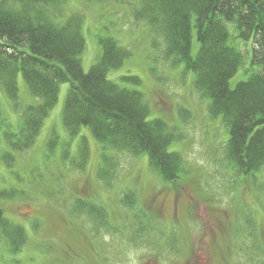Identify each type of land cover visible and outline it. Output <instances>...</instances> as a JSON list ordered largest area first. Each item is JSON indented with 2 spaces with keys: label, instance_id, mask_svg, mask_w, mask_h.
Masks as SVG:
<instances>
[{
  "label": "rangeland",
  "instance_id": "1",
  "mask_svg": "<svg viewBox=\"0 0 264 264\" xmlns=\"http://www.w3.org/2000/svg\"><path fill=\"white\" fill-rule=\"evenodd\" d=\"M132 2L67 0L54 22L81 15L84 73L101 59L99 39H112L129 52L107 81L140 93L148 120H162L174 131L168 152L183 159L184 173L164 183L146 154L105 148L87 127L68 136L61 115L68 84L59 86L34 144L13 151L7 136L18 134L29 106L40 104L19 73L16 102L0 85V209L4 220L23 229L26 241L12 252L0 236V264H264V170L254 180L233 175L224 158L227 129L208 116L209 100L196 91L195 74L164 58L163 39L134 20ZM197 45L194 32L192 57ZM248 62L246 56L230 88L248 78ZM82 148L88 156L77 166ZM104 157L110 165L101 180ZM86 204L100 208L103 219L93 222L77 209ZM247 213L256 238L246 227Z\"/></svg>",
  "mask_w": 264,
  "mask_h": 264
},
{
  "label": "trees",
  "instance_id": "2",
  "mask_svg": "<svg viewBox=\"0 0 264 264\" xmlns=\"http://www.w3.org/2000/svg\"><path fill=\"white\" fill-rule=\"evenodd\" d=\"M66 1L0 0V85L16 102L21 73L31 96L40 100L23 113L18 134L7 136L9 145L22 152L34 144L57 102L59 86L68 84L61 114L68 136L87 127L103 147L132 156L146 154L153 173L164 183L175 182L184 167L178 154L168 152L177 139L174 131L162 120H148L140 93L107 81V73L120 68L129 52L112 39H99L101 59L84 73L81 15L72 14L61 25L54 22ZM136 1L129 4L134 20L163 39L164 58H175L195 74L196 91L209 100L208 116L220 118L227 129L224 158L233 175L254 180L264 170V0ZM194 32L198 51L192 57ZM246 56L249 62L243 71L249 76L232 89L229 81L244 66ZM87 156V149H80L77 166L84 165ZM102 165L101 180L108 176L110 160L104 157ZM126 201L132 200L123 198L125 205L133 204ZM77 209L93 222L104 217L97 206ZM244 221L256 238L249 213ZM0 236L9 240L12 252L25 245L23 229L4 220L1 209Z\"/></svg>",
  "mask_w": 264,
  "mask_h": 264
}]
</instances>
